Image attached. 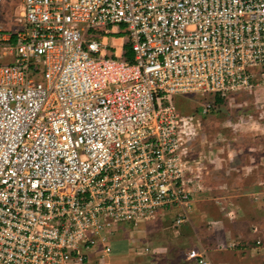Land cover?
<instances>
[{
  "label": "built area",
  "instance_id": "1",
  "mask_svg": "<svg viewBox=\"0 0 264 264\" xmlns=\"http://www.w3.org/2000/svg\"><path fill=\"white\" fill-rule=\"evenodd\" d=\"M18 8L0 24V264H94L125 222L187 223L202 174L172 97L209 96L206 113L264 84V0Z\"/></svg>",
  "mask_w": 264,
  "mask_h": 264
},
{
  "label": "rangeland",
  "instance_id": "2",
  "mask_svg": "<svg viewBox=\"0 0 264 264\" xmlns=\"http://www.w3.org/2000/svg\"><path fill=\"white\" fill-rule=\"evenodd\" d=\"M20 2L8 0L5 3L0 24L13 16ZM210 100L209 96L194 94L172 97L179 113L193 118L191 157L199 161L202 174L201 189L193 197L194 220L202 231L212 225L209 223L212 219L222 218L221 214L218 217L222 206L226 203L231 207L234 205L244 183L243 178L251 179V183L255 176L257 179L264 178V84L231 93L222 105L210 107L203 113ZM258 198L264 200L259 194L251 199ZM173 214L166 215L164 220L170 224L173 221V228L176 229ZM119 226L134 229V225L127 222ZM183 226L187 227L186 224ZM126 244L116 242L114 251H120ZM120 254L113 253L112 257L119 258ZM109 260L110 257L100 259L99 264Z\"/></svg>",
  "mask_w": 264,
  "mask_h": 264
},
{
  "label": "crops",
  "instance_id": "3",
  "mask_svg": "<svg viewBox=\"0 0 264 264\" xmlns=\"http://www.w3.org/2000/svg\"><path fill=\"white\" fill-rule=\"evenodd\" d=\"M109 42L115 45L118 53L124 52L121 38L115 37ZM256 177L253 184L251 179L243 178L234 205L222 206L218 216L223 215L222 218L212 219L209 222L212 225L206 226L204 231L194 220V207L185 223L187 227L183 224L173 228V221L170 224L164 220L166 215L141 222L131 230L119 226L110 241L112 253L102 258L94 257V263L110 257L105 264H196L188 255L190 250L196 249L205 252L213 264H264V200L251 199L257 194L264 198V178ZM119 241L127 243L126 247L114 251L113 245ZM116 252L121 253L119 258L112 257Z\"/></svg>",
  "mask_w": 264,
  "mask_h": 264
},
{
  "label": "trees",
  "instance_id": "4",
  "mask_svg": "<svg viewBox=\"0 0 264 264\" xmlns=\"http://www.w3.org/2000/svg\"><path fill=\"white\" fill-rule=\"evenodd\" d=\"M125 56L129 61H133V53L129 46L125 47ZM215 101L216 106L222 105L225 102V97L217 96Z\"/></svg>",
  "mask_w": 264,
  "mask_h": 264
}]
</instances>
